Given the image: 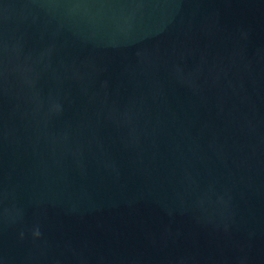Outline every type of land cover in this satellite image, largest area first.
Masks as SVG:
<instances>
[{"label":"water","instance_id":"water-1","mask_svg":"<svg viewBox=\"0 0 264 264\" xmlns=\"http://www.w3.org/2000/svg\"><path fill=\"white\" fill-rule=\"evenodd\" d=\"M0 264H264V0H0Z\"/></svg>","mask_w":264,"mask_h":264},{"label":"clouds","instance_id":"clouds-1","mask_svg":"<svg viewBox=\"0 0 264 264\" xmlns=\"http://www.w3.org/2000/svg\"><path fill=\"white\" fill-rule=\"evenodd\" d=\"M36 235L38 236L39 235V232H37Z\"/></svg>","mask_w":264,"mask_h":264}]
</instances>
